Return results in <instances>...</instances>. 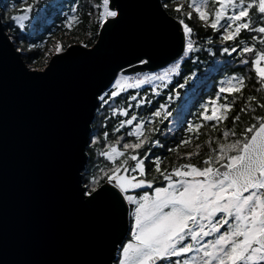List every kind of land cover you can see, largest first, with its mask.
Here are the masks:
<instances>
[{
	"label": "snow or ice",
	"instance_id": "1",
	"mask_svg": "<svg viewBox=\"0 0 264 264\" xmlns=\"http://www.w3.org/2000/svg\"><path fill=\"white\" fill-rule=\"evenodd\" d=\"M130 6L129 0H96L87 14L98 30L111 35L124 23ZM188 6L194 8L201 26L210 28L218 37L217 51L245 66L249 73L254 72V90L264 92V0H190ZM63 7L54 0L40 9V0H23L19 9L15 4L6 9L10 23L4 26L37 29L44 16L50 11L59 15ZM158 7L167 10L168 0ZM182 7L176 3L173 8L179 14L175 19L181 47L168 66L133 77L122 65H116L107 81L92 85L83 98L81 118L66 163L72 199L81 208L98 210L104 222L102 250L91 264H264V96L248 95L231 116V126L218 128L229 120L236 99L243 98L248 87L250 77L234 72L220 81L215 94L201 105L196 120L185 119L188 101L198 95L217 69L213 64L203 76L191 72L182 77L183 82L176 80L173 84L174 77L181 75L182 65L200 51L195 29L184 19L186 16L191 20L192 12L185 13ZM69 12L64 27L71 31L80 18L77 7H71ZM96 34L99 43L91 50L81 51V56L100 55L105 36L100 31ZM3 39L7 41L9 37ZM11 39L15 43L17 37ZM80 43L83 49L89 48V44ZM208 43L213 41L209 39ZM38 47L35 43L27 47H13L7 42L0 45V73L11 63L22 80H42L74 52L70 51L71 45L57 43L56 59L49 64L46 53L42 74H37L34 69L27 70L20 60ZM208 52L215 55L212 48ZM124 54L125 63L133 72H142L137 66L153 64V54L146 48H128ZM144 85H149L154 95L167 88L169 101L173 96L179 98L178 89H187L174 117L177 129L187 125L186 135L175 147L167 148L168 153L176 154L177 161L186 162L164 165L165 157L154 151L166 147L156 134L163 133L158 124L172 115L167 103H159L147 120L130 115L128 108L132 105H118V99L130 89L137 90V94L129 93L125 101H135L136 107L151 104L150 99L138 98ZM105 112L126 117L119 120L114 131L130 126L126 135L134 140L109 141L105 130L101 141L98 131H90V126L107 128L109 117ZM97 114L103 117L102 121ZM242 115L248 117L247 121L242 122ZM209 121L214 123L208 125ZM205 126L220 132L209 136L208 151L202 155L201 145L196 144L195 151L180 153L178 149L191 143L193 133L198 139L199 130ZM101 143L104 148H97ZM93 152L103 162L94 161ZM193 157L199 158L196 163L192 162Z\"/></svg>",
	"mask_w": 264,
	"mask_h": 264
},
{
	"label": "water",
	"instance_id": "2",
	"mask_svg": "<svg viewBox=\"0 0 264 264\" xmlns=\"http://www.w3.org/2000/svg\"><path fill=\"white\" fill-rule=\"evenodd\" d=\"M129 3L122 25L111 35L100 30L105 43L99 56L79 54L95 47L98 37L88 49L71 45L73 55L42 80H22L11 63L0 73V264H91L99 258L102 216L77 205L68 183L66 162L83 98L92 85L107 81L116 65L130 76L158 71L181 47L177 20L158 7L162 0ZM4 25L0 15V45L17 47ZM133 47L153 54L151 66H137L142 72L125 63V50ZM20 63L33 70L23 57Z\"/></svg>",
	"mask_w": 264,
	"mask_h": 264
},
{
	"label": "trees",
	"instance_id": "3",
	"mask_svg": "<svg viewBox=\"0 0 264 264\" xmlns=\"http://www.w3.org/2000/svg\"><path fill=\"white\" fill-rule=\"evenodd\" d=\"M23 0H0V15L4 20V24H9L10 21L8 20V15L6 14V9L15 4L17 9H19ZM31 2V0H29ZM54 0H40V9H43L46 4L52 3ZM58 4H63V10L57 15L55 12L50 11L46 16H44L42 24L37 29H25L20 30L16 28L14 24L11 25V28L6 27L7 32L9 33L10 37H17L15 44L17 47H20L23 44L25 47L29 43H35L38 47L33 52H26L23 59L25 62L30 65L32 69H35L37 66L42 67L44 66L45 54L49 53V49L51 46L58 42L64 46L72 45V44H81L83 43L89 44V47H93L98 40V35L96 34L98 31L93 18L88 16V12L91 10V4L95 3L96 0H55ZM165 0H162L164 3ZM169 7L166 10L171 16L174 18L179 14L173 11L176 3L182 4V11L183 12H192V19L188 20L185 16L184 19L186 23L192 26L196 32V43L197 47L200 51H197L192 54L191 60H188L185 64L182 65L181 75L176 76L173 79V84H175L176 80H180L183 82L182 77L187 76L191 72H195L198 76H203V74L208 72L209 66L215 64L217 71H213L209 78H207L206 83H204L201 88L198 90L197 96H192L191 99L188 101L184 111L187 113L185 119L188 122H192L196 120L197 113L201 110V105L208 101L210 97L215 94L216 89L218 88L220 81L225 80L228 76L232 73H242L250 78L247 81L248 87L244 90V97L240 99H236L235 106L232 111L229 113V120L225 121L223 125H218L220 127H230V120L231 116L234 115L241 106L248 95L255 94L258 97L264 96V92H256L255 88V73H249L245 66L240 65L236 61L232 60V58L221 55L217 49L220 47L219 39L215 36L213 31L209 28L205 30L201 26V22L198 20L196 12L194 8H189L190 0H168ZM71 7L78 8V16L80 18V23L76 24L74 22L73 29L69 31L67 28L64 27L66 23V16L70 14L69 10ZM37 9L36 11H40ZM15 14V13H13ZM35 14V13H34ZM41 15H44L41 12ZM91 33V35H89ZM211 39L213 41L212 44L208 43V40ZM248 42L251 43V40L248 39ZM231 43V42H229ZM259 46V42H256ZM212 48L215 55H212L208 52V49ZM251 55V54H248ZM235 56V54H233ZM32 57V59H29ZM226 61H230L226 63ZM218 73V74H217ZM143 74V73H141ZM136 74V75H141ZM131 75V76H136ZM172 87V85H169ZM176 89H173L175 91ZM180 92L179 98L173 96L172 100H168V89H162L160 95H154L151 92V87L149 85L142 86L141 90H139V97L138 98H147L151 100V104H144L139 107H136V102L132 100L125 101L124 97H127L129 93L132 95L137 94V90H129V92L123 93L121 98L118 99L117 103L119 106H127L132 105V107L128 108L129 114L137 115L138 119L143 118L147 120L150 117V112L154 111L158 106L159 103H167L169 105V110L172 112V115L169 116L162 124H158V127L163 130V133H157L156 135L165 143L166 147L164 149H154L156 154L163 155L165 157L164 165H168L170 163H177V162H186L185 160L181 159L177 161L175 153H168L167 148L175 147L179 141L185 137V128L187 127L186 124L181 126L179 129L176 128L174 117H176L177 109L180 107L181 101L184 100L185 93L187 89H178ZM231 99V97L229 98ZM105 115L109 117V120L106 121L107 128L105 129L101 125H97L96 128H92L93 132H99L101 136V141H103V131L107 130L109 132V141L115 140L117 138L121 139V143L134 140V137H128L126 135V130L129 129L130 126L125 125L124 128H121L119 132H115L114 128L119 127V120L125 119L126 117H113L111 113L105 112ZM258 114H260V110H258ZM130 118V117H128ZM98 120H103L99 114H97ZM248 117L242 115V122L247 121ZM212 121L207 122L208 125H211ZM165 134L167 135V139H165ZM193 139L189 145L181 146L178 151L180 153H184L187 151H195V145H201V154L203 155L208 151L206 141L209 139V136H218L220 132L217 130H213L210 127H203L199 130V137L196 138V134L193 133ZM99 149L104 148V144L101 143L96 146ZM147 147V146H146ZM92 159L94 161L103 162L102 157H97L95 152H93ZM198 157H193L192 162L196 163ZM202 166V165H201ZM89 170L92 169V165H88ZM151 178V176H149ZM159 183V182H157Z\"/></svg>",
	"mask_w": 264,
	"mask_h": 264
},
{
	"label": "rangeland",
	"instance_id": "4",
	"mask_svg": "<svg viewBox=\"0 0 264 264\" xmlns=\"http://www.w3.org/2000/svg\"><path fill=\"white\" fill-rule=\"evenodd\" d=\"M9 34V33H8ZM10 36V35H9ZM12 40V39H11ZM13 41V40H12ZM58 42H56V43H54L52 46H51V48L49 49V50H51V51H49V53H48V57H49V60H48V62L50 61V59H51V57L53 56V55H56L55 54V51H54V49H55V45L57 44ZM15 44V43H14ZM75 44H77V43H75ZM72 45H74V44H72ZM28 65V64H27ZM29 67H30V65H28ZM37 67H39V66H37ZM40 69H44V66H42V67H39ZM89 165V164H88Z\"/></svg>",
	"mask_w": 264,
	"mask_h": 264
}]
</instances>
